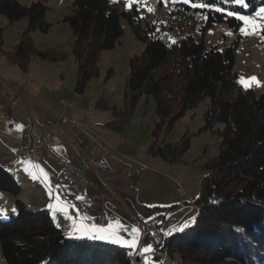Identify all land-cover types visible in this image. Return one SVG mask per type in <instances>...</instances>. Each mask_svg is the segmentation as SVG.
<instances>
[{"label": "trees", "instance_id": "1", "mask_svg": "<svg viewBox=\"0 0 264 264\" xmlns=\"http://www.w3.org/2000/svg\"><path fill=\"white\" fill-rule=\"evenodd\" d=\"M188 0L177 2L170 12L164 36H157L155 23L149 34L140 32L139 14L123 0H73L64 16L73 33L72 52L78 70L74 92L82 94L98 75L100 52L111 49L123 34L121 17L145 42L140 54L129 60L130 71L123 94V109L104 98L95 107L114 119L103 125L120 130L142 96L155 100L157 121L151 132L148 153L165 162H179L190 146L188 136L178 141L162 140L163 133L187 110L207 97L201 129L220 137L217 154L203 163L199 194L194 199L198 213L194 224L170 233L160 232L162 214L145 224L146 243L164 244L165 254H180L183 264H264V91L244 88L233 70L237 42L224 49L206 45L203 36L216 22L236 30V13L251 14L264 0ZM48 7L36 1L0 0V14L11 24L27 20V27L7 58L26 72L31 55L52 61L64 58L57 51L35 47L31 32H47ZM191 30L193 33H191ZM264 34V24L262 25ZM3 28L0 27V47ZM222 123V129H214ZM160 208V207H159ZM0 247L6 264H133L129 249L113 240L68 233L51 212L33 208L22 198V186L0 161Z\"/></svg>", "mask_w": 264, "mask_h": 264}, {"label": "rangeland", "instance_id": "2", "mask_svg": "<svg viewBox=\"0 0 264 264\" xmlns=\"http://www.w3.org/2000/svg\"><path fill=\"white\" fill-rule=\"evenodd\" d=\"M19 1L26 5L40 1L48 7L46 21L50 23L49 30L46 33L39 30L32 31L33 42L38 50L57 51L64 54L63 59L56 61L31 55L25 71H29V74L35 78H48L58 72V74L62 73L64 78L71 79L69 71L76 73L78 67L72 52L73 33L68 23L64 21V16L71 13L73 0ZM187 1L123 0V9L127 11L131 10L132 4L136 6L142 36L149 34L146 25L155 23L158 29L157 36L163 37L169 32L166 26L170 12L177 2ZM237 4L247 7L246 0H237ZM235 16L241 20L238 29H232L226 22H216L206 29L203 41L206 45H216L221 50L236 41L233 70L239 73L240 82L244 88H251L256 94H260L264 91V34L261 30L264 24V4L251 14L240 12ZM121 25L122 36L113 48L100 52L99 73L90 79L85 92L79 94L82 95L85 104L93 102L95 107L96 101L104 98L109 104L116 105L119 109L124 108L123 94L130 71L129 60L133 55L143 51L145 42L133 32L124 17H121ZM0 27L3 28L0 47V86H10L8 75L15 74L21 77L23 70L7 58L6 52L13 50L27 27V20L22 18L10 24L7 18L0 14ZM191 33H193L192 30ZM71 95L68 96L71 97ZM75 96L73 95L72 99H75ZM207 102V97L201 99L161 136L166 142L178 141L182 136L189 137L190 146L179 162H165L147 151L151 132L157 121L155 100L152 96H142L136 102L131 109V114L124 119L120 130L113 129L114 124L112 127L104 126L108 133L113 135L110 142L118 148H113L115 150L112 151L113 153L122 157L124 155L132 157L138 166L140 164L145 166L142 172L138 171L135 162L130 166L132 175L130 189L136 188L135 192L130 191L136 194L142 211L134 214L132 220L127 221L128 226H126L140 230L141 239L142 234L145 237L146 233L145 230L143 232V224L157 218L159 214L163 215L160 225L163 238L173 231L191 226L196 220L198 206L194 204V199L199 194L201 180L206 174L203 163L208 157L217 154L220 146V137L217 132L201 129ZM108 114V119L113 120L114 116ZM17 115H21L19 110ZM222 127L223 124L218 123L214 129H222ZM125 159L127 161V158ZM178 182L182 185L183 194L178 189ZM133 222L136 224H131ZM152 248V252L142 256L144 264H183L180 262L182 256L178 253L174 254V258L166 256L164 244ZM131 258L133 264L138 262L136 251L131 253ZM0 264H6L1 247Z\"/></svg>", "mask_w": 264, "mask_h": 264}, {"label": "crops", "instance_id": "3", "mask_svg": "<svg viewBox=\"0 0 264 264\" xmlns=\"http://www.w3.org/2000/svg\"><path fill=\"white\" fill-rule=\"evenodd\" d=\"M69 72L71 79L58 72L48 78H35L29 71L21 77L8 75L11 88L0 86V161L19 180L26 203L33 208H47L68 233L113 240L133 253L143 240L140 230L126 227L127 221L142 211L136 194L130 191L132 175L126 173L135 160L113 153V135L103 125L109 114L95 108L93 102L85 104L82 95L74 92L76 73ZM62 99L71 105L64 107ZM58 116L68 122L51 127ZM33 125L49 129L52 149L74 165L91 157L97 159L98 166L83 169L90 180L83 194L73 193L70 185L59 179L60 168L49 158L35 160L30 155L15 154V147L26 142ZM99 211L107 219L105 225L96 222ZM143 227L144 232L145 224Z\"/></svg>", "mask_w": 264, "mask_h": 264}, {"label": "built area", "instance_id": "4", "mask_svg": "<svg viewBox=\"0 0 264 264\" xmlns=\"http://www.w3.org/2000/svg\"><path fill=\"white\" fill-rule=\"evenodd\" d=\"M61 103L64 107L71 105V103L66 99H62ZM65 122H68V119L63 116H58L53 121H51V127ZM49 135V129L38 128L33 125L27 134L26 142L22 145H18L15 147V154L20 157L30 155L35 160H40L43 157L49 158L51 161L55 162L60 168L59 179L66 181L70 185L73 193L77 195L83 194L87 185L90 183V180L85 175L83 169L89 165L94 167L98 166L97 159L91 157L86 159V161L80 165H74L69 159L60 156L52 149L49 144ZM92 153H94V151H92ZM139 169L144 170L145 166L140 164ZM126 173L128 175H131L130 170H127ZM178 189L180 193L183 194V188L179 182ZM131 191L135 192L136 188L133 187ZM96 222L100 225H105L107 223V219L104 216L103 212H98ZM152 247L153 246L146 243L144 239L139 243L136 249V257L138 260V264H144L142 256L144 254L152 252Z\"/></svg>", "mask_w": 264, "mask_h": 264}, {"label": "bare ground", "instance_id": "5", "mask_svg": "<svg viewBox=\"0 0 264 264\" xmlns=\"http://www.w3.org/2000/svg\"><path fill=\"white\" fill-rule=\"evenodd\" d=\"M133 257V256H132ZM137 258V257H136ZM135 259V258H134ZM137 261V260H136ZM136 264H138V262L136 263Z\"/></svg>", "mask_w": 264, "mask_h": 264}, {"label": "clouds", "instance_id": "6", "mask_svg": "<svg viewBox=\"0 0 264 264\" xmlns=\"http://www.w3.org/2000/svg\"><path fill=\"white\" fill-rule=\"evenodd\" d=\"M143 239H144V237H143Z\"/></svg>", "mask_w": 264, "mask_h": 264}]
</instances>
